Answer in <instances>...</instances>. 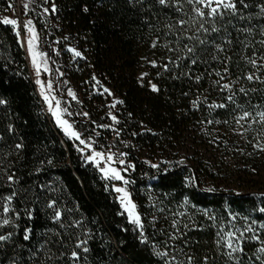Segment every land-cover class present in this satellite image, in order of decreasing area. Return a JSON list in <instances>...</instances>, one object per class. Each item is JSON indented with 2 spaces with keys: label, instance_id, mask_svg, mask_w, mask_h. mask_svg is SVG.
<instances>
[{
  "label": "trees",
  "instance_id": "trees-1",
  "mask_svg": "<svg viewBox=\"0 0 264 264\" xmlns=\"http://www.w3.org/2000/svg\"><path fill=\"white\" fill-rule=\"evenodd\" d=\"M14 2L0 0V20L14 11ZM42 2L48 8L54 2L56 13L40 16L31 11L27 15L44 33L48 52L59 64L61 81L80 91L81 102L72 104L79 113L73 119L74 129L82 138L92 136L96 147L115 144L113 152L118 149L128 154L124 159L134 169L122 175L134 182L129 184V192L141 214L148 243L141 244L139 230L117 214L122 210L115 193L110 188L105 191L108 181L100 178L94 166L84 163L76 150L78 141L65 137L46 113L23 47L11 26L0 23V98L7 101L0 105V197L15 189L18 195L12 207L20 212L18 227L0 228V234L13 233L0 248V264L13 260L16 264H73L68 253L74 249L76 236L84 238V229L92 238L87 244L89 252L81 251L77 264H163L153 254V245L172 255H191L193 264H202L205 255L208 264H258L253 253L261 246L259 241L245 239L244 254L237 262L221 255L215 241L221 222L227 231L230 224L242 229L255 220L251 225L255 232L245 236L264 234L260 228L264 213L259 211L264 207V151L253 146L259 143L264 148V123H257L255 115L264 111V44L260 43L264 18L254 6L260 0H251L253 7L244 11L245 20L236 19L227 25V31L214 35V44L221 45L222 51L217 52L213 45L198 48L200 59L195 65L178 61L179 66L171 61L188 41L178 44L174 36L165 35V25L178 14L155 0L131 4L128 0ZM185 11H189L187 5ZM249 26L251 33L240 31ZM153 40L156 47H152ZM69 47L80 51L81 57L74 58ZM253 59L255 67L249 62ZM153 60L157 67L149 63ZM163 65L168 66L166 71ZM141 73H148L142 82ZM252 74L256 78L247 80ZM97 81L99 85L93 87ZM149 81L158 86V92L150 90ZM216 81L232 87L222 91ZM103 87L111 88L123 101L116 111L119 123L114 125L119 137L110 129L96 127L107 122ZM242 87L246 95L239 91ZM233 93L235 103L226 99ZM213 102L227 106L210 109ZM244 111L252 115L237 124L236 118ZM18 143L20 149L15 147ZM12 174L16 183L9 188L7 175ZM49 199L73 210L65 212L66 224L80 220L82 227L60 229L54 224L45 206ZM26 209L32 211V219H27ZM25 227L31 229L28 241L23 239ZM52 230L64 235L55 236ZM173 236L175 239L170 238ZM50 255L52 259H48Z\"/></svg>",
  "mask_w": 264,
  "mask_h": 264
},
{
  "label": "snow or ice",
  "instance_id": "snow-or-ice-1",
  "mask_svg": "<svg viewBox=\"0 0 264 264\" xmlns=\"http://www.w3.org/2000/svg\"><path fill=\"white\" fill-rule=\"evenodd\" d=\"M50 0H44L45 4H48ZM131 4L133 2L143 3V0H128ZM155 3L165 9H172L175 13L178 14V17H173L172 23H168L165 27L168 31L165 35L171 34L175 37L176 42L179 44L181 41H188V43H183L182 47L179 48L176 59L171 61L173 64H177L178 61H185L191 65H195L200 59L198 54V48L202 49L205 46L213 45L217 52L222 51V46L219 44H214V35L218 36L221 31H227V25H232L233 21L245 20L246 17L243 14L245 10L253 7V3L251 0H155ZM185 5L188 6L189 11H185ZM259 9L258 15L261 18H264V0H260L259 3H255L254 5ZM11 7V5H10ZM25 11L28 10V4H24ZM57 11L56 4L54 2L51 3V7H45L43 12L45 14H55ZM87 11V8L84 9ZM187 17V18H185ZM0 23L4 25H10L13 33L17 38V43L22 45L26 44L27 55L30 58L31 65L35 70L36 79L35 84L39 86L38 91L40 97L43 99L44 104L47 106V112L51 114L53 121L56 127L63 133L65 137L69 140L78 141L77 151L81 153L84 163L91 164L94 166L97 171L100 173V178L104 181H116L117 183L105 184V191H108L109 188L112 192L116 193L115 200L119 205V208L122 210L118 212V215L126 216L127 222L130 225H133L135 229L139 230L138 240L141 244H147L148 240L143 231L144 225L141 219V214L137 209L136 203L133 202L131 197V193L129 192L126 185L134 183L132 180L125 178L122 175L123 172H126L128 169H134V165L131 162H127L124 157L128 154L119 151L113 152L112 147H115L113 144L111 147L104 146L103 151L96 150L94 144L97 142L93 139L92 136H88L87 138H82V134L76 131L73 127V124L65 119V114L72 115V113L68 112V110L61 106V101L57 99L56 96L52 95L53 84L52 82H42L40 79L41 70L44 72L49 71L48 67V59L44 52L37 50L38 43V34L36 28L33 25V21L31 19H27L21 27L18 23L17 19H11L8 16H4ZM240 31L251 33L252 27H246L240 29ZM261 36H264V25H261L260 29ZM67 39V37H65ZM226 43H231V40H225ZM261 44H264V40L260 41ZM157 46V41L153 40L152 47ZM245 47L248 45L245 44ZM68 52L72 53L73 57H81V52L69 47L67 49ZM168 51H177V49L169 48ZM183 53V55L179 54ZM255 55V54H254ZM216 57L214 56L213 59ZM254 67L256 66V60L249 61ZM149 63L153 67H157L156 61H149ZM177 66H179L177 64ZM166 71L168 66H162ZM224 72H228V67L225 64ZM148 73H141L139 80L142 82L143 78L147 76ZM160 73H157L159 76ZM216 75L220 77V80L224 79V76L220 74L219 71L216 72ZM255 77V74L248 75L246 77L247 80L252 81ZM93 80H96L95 76L92 77ZM196 80L199 82L200 77L197 76ZM218 87L221 88L222 91H228L231 89L232 85L230 83L220 84V81L215 82ZM150 90L152 92H158L159 88L155 83L151 81L148 82ZM99 85V81L96 82V87ZM240 92L245 93V89L242 87L239 89ZM104 93H107L109 96H112L113 93L108 89H103ZM68 96L72 97L73 100L76 99L75 93L69 89ZM247 93H245L246 95ZM187 95V93H185ZM235 93L228 95L226 97L227 101L235 103L234 101ZM123 103V101L114 99L111 103L110 107L115 108L117 105ZM7 101L5 99L0 98V105H6ZM195 107L196 101L192 102ZM227 105L224 103H216L213 102L208 105L210 109L216 108H225ZM239 107V105L237 106ZM83 116L87 117L88 113H82ZM113 123H119L117 117L113 115L111 112L108 113ZM131 115V114H129ZM252 113L249 111H244L241 116L236 118L237 124H239L242 120L250 117ZM255 115L259 118L257 123H264V111H257ZM208 123H212L211 120ZM219 123V121H217ZM227 123V121H225ZM251 123V121L249 122ZM97 128H109V125L99 124L96 125ZM13 130V126L11 124L8 125V131L11 132ZM95 132V129H92ZM115 133L116 137L120 136V131L118 129H112ZM99 133H97V136ZM135 135V133H133ZM82 146V147H81ZM256 148H260L261 151H264V148H261L259 143L253 145ZM16 149H20L22 147L21 144L15 145ZM125 147L127 144L125 143ZM87 153V154H86ZM49 163L51 161L49 160ZM146 163H148L146 161ZM119 165L120 167H117ZM152 168H158V164H151ZM37 171H40L38 168ZM192 184H195V181L189 178ZM16 183L14 174L7 175V186L9 188ZM212 190V189H209ZM18 195L17 191L13 189L9 194L0 197V216L3 218L0 219V228H4L5 226H11L13 228L18 227V221L20 219V212L12 207V203L14 198ZM185 203H187V198H185ZM46 208L50 210L49 219L56 225L59 226L60 229L67 228H76L82 227V222L80 220H72L69 223H65V212H72V209H64L58 206V201L55 199H49L46 202ZM259 211L264 213V207H260ZM27 219H32V211L25 210ZM207 215V212L205 213ZM12 217V218H10ZM210 220H215V217L209 216ZM232 219H235V215L233 214ZM244 220L247 221L248 217H244ZM95 223V221H93ZM256 221L252 220L251 225H255ZM245 223L242 229L236 228L234 224H230V227L227 231L223 229V222H221L220 230L217 231L216 236L217 239L215 244L217 246L218 252L221 255L225 256L228 261L237 262L240 260V256L244 254L243 242L245 239H249L252 241H259L261 246L255 249L253 255L255 256V260L258 261V264H264V239L261 238V235L264 234H253L251 236L246 237V233H254L255 229ZM173 227H176V222H173ZM186 227V226H185ZM261 229H264V225H260ZM53 234L55 236H62L64 233L56 232L54 230ZM23 239L28 241L31 235V229L25 227L23 229ZM13 233L7 232L6 234H0V248H3L4 244L8 242ZM84 238L81 236L75 237L74 249L68 253V258L73 262V264H77L80 259V252L88 253L89 248L87 244L89 240L92 238L87 229L83 230L82 233ZM171 239H175V236L170 237ZM57 243L61 247H66L63 240H58ZM43 247V245L41 246ZM167 247V245H165ZM40 249L33 251L32 255L36 256L37 252ZM153 254L160 260L163 261V264H193L194 257L191 255L183 254L182 252H177L176 255H172L169 251H161L157 250L156 245L152 246ZM50 251V250H49ZM175 251V250H173ZM239 254V255H237ZM61 256L65 255V253L61 252ZM180 255H184V259H179ZM53 257L50 255L48 259H52ZM209 257L205 255L203 257L202 264H208ZM12 264H16L13 260Z\"/></svg>",
  "mask_w": 264,
  "mask_h": 264
},
{
  "label": "rangeland",
  "instance_id": "rangeland-1",
  "mask_svg": "<svg viewBox=\"0 0 264 264\" xmlns=\"http://www.w3.org/2000/svg\"><path fill=\"white\" fill-rule=\"evenodd\" d=\"M42 1H44V0H15V2H14L15 3L14 11L10 12L6 16H8L11 19H17L18 23H19V25L21 27V31H22V25L27 19H31L33 21V25L36 28V31H37V34H38V37H39L38 43H37V50L38 51H42V52H44L46 54L47 59H48V67H49V71L48 72H44L43 70H41L40 79L42 80V82H45V84L47 82H49V81L52 82V84H53L52 95L56 96L57 99H59L61 101V106L62 107L66 108L68 110V112L72 113V115L65 114L64 118L68 119L73 124V127H74L73 119H74V117L78 116L79 113H77V111L75 109V106H72V104L74 103L75 105H79V103L81 102L80 91H77L74 86L67 85L66 84V80L61 81V79H60L61 76H60L59 69H58L59 64H58L57 61H55L53 55H51V53L48 52V45L46 46V41L47 40L45 38L44 33L41 30L37 29V25L35 23L34 18L33 17H29V15H27L28 12H31V11L34 14H39L40 16L45 15V13L43 12V9L45 8V6L43 5ZM24 4H28V10L27 11H25V9L23 7ZM21 46L24 49L26 61L28 62V65H29L30 76L32 77V79L35 82V79L37 77H36V74H35V70L33 69L32 65H31L30 58L27 55L26 44L25 45L21 44ZM38 88H39V86L36 85V90H37V92L39 94ZM104 88H107V87H103L102 89H104ZM69 89H71L75 93V96H76L75 100H73L72 97L68 96L67 93H68ZM108 89L113 93V95L109 96L106 93L107 94V104L106 105H108L107 122L101 123V124H106V125H109L110 127L109 128H101V129H106V130L110 129V130H112V129H114V125L116 123H113V121L111 120V118L108 115V113L111 112L113 115L116 116V111H117L118 105L115 108H111L110 105H111V103L113 102L114 99H118L119 100V98H118V96L115 94V92L111 88L108 87ZM41 100L43 102L42 98H41ZM43 105L45 107L46 113L48 115H50V117L52 118L51 114L47 112V106L44 104V102H43ZM52 120H53V118H52ZM97 133H99L98 130H97L96 134ZM94 147L96 148V150H99V151H103L104 150V146L100 145L99 147H96V143L94 144ZM114 152H119V150L115 149ZM116 166L118 167V165H116ZM108 183L109 184H111V183L119 184V182H116V181H111V182L108 181ZM126 187L129 190V185H126ZM115 195H117V194L115 193ZM133 202H134V200H133Z\"/></svg>",
  "mask_w": 264,
  "mask_h": 264
}]
</instances>
